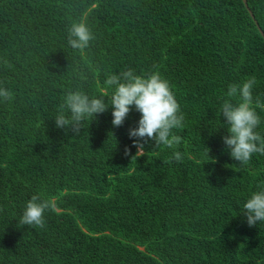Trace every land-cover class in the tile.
Here are the masks:
<instances>
[{"label": "trees", "instance_id": "obj_1", "mask_svg": "<svg viewBox=\"0 0 264 264\" xmlns=\"http://www.w3.org/2000/svg\"><path fill=\"white\" fill-rule=\"evenodd\" d=\"M246 3L254 19L242 0H0V87L13 95L0 99V264H264V222L242 215L264 155L233 160L220 116L228 86L252 76L264 102V0ZM79 22L95 37L83 51L67 43ZM129 68L169 82L179 145L134 157V108L117 128L111 109L78 135L55 127L69 91L100 96ZM33 195L57 205L43 229L19 223Z\"/></svg>", "mask_w": 264, "mask_h": 264}, {"label": "clouds", "instance_id": "obj_2", "mask_svg": "<svg viewBox=\"0 0 264 264\" xmlns=\"http://www.w3.org/2000/svg\"><path fill=\"white\" fill-rule=\"evenodd\" d=\"M94 38L84 22L73 23L68 29L67 43L73 49L83 51ZM256 83V78L252 76L239 84H230L226 93L228 99L223 101L220 108V116L222 114L224 125L227 126V135L222 137V142L229 156L243 165L250 162L253 154L264 155V136L256 131L261 124L256 109L264 110V102L260 97H253ZM104 84L100 96L90 97L82 91H69L55 116V127L70 128L73 134L78 135L86 118L93 120L97 114L111 109V124L117 128L123 125L134 108L140 118L137 126L129 128L127 133L128 138L133 140V147L137 149L134 157L143 156L145 145L149 142L154 146L165 145L169 148L181 143V136L174 134L173 130L182 129L185 118L169 82L158 71L141 76L129 68L109 74ZM12 98L10 90L0 87V99L8 101ZM206 150L208 156L209 150ZM182 159V153L175 151L167 162H180ZM56 208L54 200L33 195L26 202L19 223L43 229L45 212ZM243 209L242 215L249 227L264 222V187L251 194Z\"/></svg>", "mask_w": 264, "mask_h": 264}, {"label": "water", "instance_id": "obj_3", "mask_svg": "<svg viewBox=\"0 0 264 264\" xmlns=\"http://www.w3.org/2000/svg\"><path fill=\"white\" fill-rule=\"evenodd\" d=\"M242 2H243V4H244L245 8L247 9V11L249 12L250 16L254 19L253 15H252V13H251V11H250V9H249L248 6H247L246 0H242ZM254 22H255V25H256V27H257V29H258L260 35L262 36V38H263V40H264V32L261 30V28L259 27L258 23H257L256 21H254Z\"/></svg>", "mask_w": 264, "mask_h": 264}]
</instances>
